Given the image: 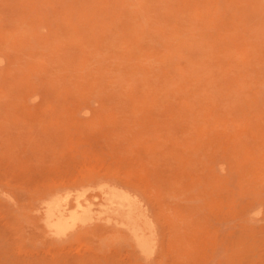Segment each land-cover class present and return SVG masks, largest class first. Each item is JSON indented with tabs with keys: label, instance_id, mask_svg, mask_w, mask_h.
I'll return each mask as SVG.
<instances>
[{
	"label": "rangeland",
	"instance_id": "rangeland-1",
	"mask_svg": "<svg viewBox=\"0 0 264 264\" xmlns=\"http://www.w3.org/2000/svg\"><path fill=\"white\" fill-rule=\"evenodd\" d=\"M84 1L0 0V264H264V0ZM79 186L94 219L56 234Z\"/></svg>",
	"mask_w": 264,
	"mask_h": 264
},
{
	"label": "bare ground",
	"instance_id": "bare-ground-1",
	"mask_svg": "<svg viewBox=\"0 0 264 264\" xmlns=\"http://www.w3.org/2000/svg\"><path fill=\"white\" fill-rule=\"evenodd\" d=\"M84 1V0H83ZM110 1V0H109ZM112 1V0H111ZM115 1V0H114ZM119 1V0H118ZM117 1V3H119ZM164 1H166V0H164ZM163 1V2H164ZM19 2V1H18ZM39 2V1H38ZM81 2V1H80ZM88 2H89V0H88ZM93 2V1H92ZM96 2V1H95ZM113 2V1H112ZM126 2V1H125ZM128 2V1H127ZM162 2V1H161ZM77 3H78V0H77ZM85 3V1L83 2V4ZM97 3V2H96ZM103 4H104V1L102 2ZM102 3H100V4H102ZM82 4V5H83ZM88 3L86 2V4H85V9H86V6L88 7V5H87ZM98 4V3H97ZM100 4H99V6H100ZM107 4H111L110 2L109 3H107ZM106 4V5H107ZM114 2H113V6H112V4H111V6L112 7H114ZM128 4V3H127ZM108 5V6H109ZM126 5V4H125ZM79 6V5H78ZM108 6L106 7V8H108ZM118 6V4H116V7ZM124 6V5H123ZM122 6V7H123ZM105 7V6H104ZM112 7H110V8H112ZM127 7H129V6H127ZM126 7V8H127ZM11 8V7H10ZM77 8V7H76ZM76 8H74V9H76ZM81 8H82V6H81ZM81 8H79V9H81ZM94 8V7H93ZM92 8V9H93ZM97 8V7H96ZM101 8H103V7H101ZM100 8V9H101ZM117 8H121V7H117ZM83 9V8H82ZM85 9H83V11L85 10ZM91 9V8H90ZM123 9V8H122ZM14 10L15 9H13V16H14ZM77 10H78V8H77ZM102 10H104V9H102ZM114 11H119V9H113ZM112 10V11H113ZM126 10H128V8L126 9ZM132 10V9H131ZM18 11V10H17ZM25 11V10H24ZM101 11V10H100ZM121 11V10H120ZM167 11V10H166ZM21 12V11H20ZM75 12V11H74ZM90 12H92V11H90ZM105 12H106V9H105ZM163 12V11H162ZM190 12V11H189ZM17 13H19V12H17ZM78 13V12H77ZM97 13H99V11L97 12ZM97 13H95L94 12V14H97ZM107 13H108V11H107ZM111 13H113V12H111ZM117 13H120V12H117ZM124 13H127L126 11L124 12ZM79 15H80V13H78ZM78 14L76 15V16H78ZM93 14V15H94ZM129 14V13H128ZM81 15L83 16V14L81 13ZM92 15V16H93ZM107 15V14H106ZM170 15H171V13H170ZM132 16V15H131ZM130 16V17H131ZM16 17V15L14 16V18ZM83 17H85V16H83ZM107 17V16H106ZM113 16H111V18H112ZM148 17H149V15H148ZM18 17H16V19H17ZM88 18V17H87ZM86 18V19H87ZM90 18V17H89ZM93 18H94V16H93ZM97 18V17H96ZM109 18V20H108V22L110 21V17H108ZM116 18V17H115ZM129 18V17H128ZM132 18V17H131ZM130 18V19H131ZM16 19H14V20H16ZM77 19V18H76ZM75 19V20H76ZM80 20H81V18H79ZM84 19V18H83ZM82 19V20H83ZM117 19V18H116ZM148 19V18H147ZM14 20H13V22H14ZM78 20V19H77ZM81 20V21H82ZM92 20V19H91ZM115 20V19H114ZM120 20V19H119ZM122 20V19H121ZM133 20H135V19H133ZM151 20V19H150ZM93 21H95V20H93ZM130 21V20H129ZM149 21V20H148ZM210 22H211V20H209ZM208 21V22H209ZM12 22V21H11ZM12 22V23H13ZM16 22V21H15ZM80 22V21H79ZM96 22H97V20H96ZM121 22V21H120ZM17 23V22H16ZM73 23H74V21H73ZM83 23H84V20H83ZM114 23V22H113ZM155 23V22H154ZM180 23H183V22H180ZM188 23V22H187ZM17 24H19V23H17ZM75 24H76V22H75ZM80 24V23H79ZM110 24H112V22L110 23ZM115 24H118V23H115ZM151 24V23H150ZM152 24H153V22H152ZM81 25V24H80ZM86 25V24H85ZM119 25V24H118ZM144 25V24H143ZM4 26V25H3ZM15 26H17L16 24H15ZM78 26V25H77ZM82 26V25H81ZM112 26H115V25H112ZM135 27H136V25H135ZM2 28V27H1ZM114 28V27H113ZM132 28H134V27H132ZM18 29H19V26H18ZM18 29H17V31H18ZM142 29H144V27H142ZM147 28H145V30H146ZM113 30V29H112ZM77 30L75 29V32H76ZM79 31V30H78ZM84 31H85V29H84ZM149 31V30H148ZM151 31V30H150ZM139 32V31H138ZM12 33V32H11ZM115 33V32H114ZM117 33V32H116ZM89 35H91V34H89ZM95 35V34H94ZM135 35V34H134ZM96 37H97V34L95 35ZM92 37V36H91ZM121 38V37H120ZM91 39V38H90ZM87 45V44H86ZM84 47H85V45H84ZM89 49H91V48H89ZM88 49V50H89ZM161 51V50H160ZM97 53H98V51H97ZM97 53H96V55H97ZM118 55H120V54H118ZM11 80V79H10ZM12 82H14V81H12ZM7 84H10V83H7ZM6 84V85H7ZM13 84V83H12ZM11 85V84H10ZM14 86V84L12 85V86H9V88L10 87H13ZM14 89H15V87H13ZM152 89V88H151ZM150 89V90H151ZM8 91H9V89H7ZM10 90H11V88H10ZM163 90H165V87H164V89ZM162 90V91H163ZM13 90H11V92H12ZM161 91V92H162ZM166 91H168V90H166ZM166 91H164V92H166ZM171 91V90H170ZM14 92V91H13ZM150 92V91H149ZM156 92V91H155ZM6 94H7V92H5ZM147 93V92H146ZM172 92H170V94H171ZM144 94V93H143ZM142 95V94H141ZM145 95V94H144ZM144 95H142V96H144ZM150 95V94H149ZM160 95V94H159ZM167 97H169V96H167ZM171 97V96H170ZM175 97V96H174ZM178 97V96H177ZM145 99H146V96H145ZM169 100V99H168ZM146 101H147V99H146ZM148 101H149V99H148ZM97 159V158H96ZM136 160H138V159H136ZM143 160V159H142ZM145 160H147V159H145ZM141 164V163H140ZM165 167V166H164ZM114 171V170H113ZM143 171V170H142ZM115 174V173H114ZM107 177H109L110 178V175L108 176L107 175ZM111 177H114V175H112ZM117 177V176H116ZM109 178H107L109 181H110V183H111V180L109 179ZM105 179V178H104ZM103 179V180H104ZM106 180V179H105ZM104 180V181H105ZM104 181H102L101 180V182L99 183V184H101L102 182H104ZM114 181H116L115 179H114ZM113 180H112V182H114ZM106 182V181H105ZM108 182V181H107ZM109 183V182H108ZM109 183V184H110ZM116 182H114L113 184H115ZM119 183V182H118ZM118 183H117V185H118ZM84 184H86V183H84ZM84 184H82V185H84ZM103 184V183H102ZM105 184V183H104ZM107 184V183H106ZM105 184V185H106ZM107 184L105 187H103L102 189H101V192H103V193H105L104 195L105 196H103L102 198H104L105 199V201L104 200H101V201H104L105 202V204H112L109 208L108 207H106L107 209H106V217H107V220H109L108 218L109 217H114L116 220H118V222L119 223H121V225L122 224H125V226H126V228L128 227L129 229H132V228H137V227H142L141 225H140V223L142 222V218H140V216H138L137 214V211H134V212H136L137 214H133L132 212H133V210H136V207H135V204H134V202H133V200L134 199H132L131 198V196L129 195V194H127V195H125V194H122V193H120V192H122V191H119L118 192V189H117V187L115 186V185H113L112 183V185L110 184ZM86 185H88V182H87V184ZM93 185V184H92ZM137 185H138V182H137ZM136 185V186H137ZM85 186V185H84ZM99 186V185H98ZM118 186H120V185H118ZM123 186V185H122ZM132 186V185H131ZM136 186H132L131 188H133V190L135 189V187ZM80 187V186H79ZM89 187H90V184H89ZM93 187V186H92ZM91 187V188H92ZM95 187V186H94ZM101 187V186H100ZM78 188V187H77ZM97 188V187H96ZM99 188V187H98ZM121 188V187H120ZM130 187H127V189H129ZM138 188V187H137ZM136 188V189H137ZM80 190H78V189H76L77 190V192H75L74 193V195L72 196V192L70 191V190H68L67 189V192L68 191H70L71 192V196H69V194H70V192H68L69 194H67V195H65V196H61V194L59 193V195L60 196H55V194H53L54 195V197L52 196V198H50V199H47L46 201L48 202L46 205H45V218H46V223H47V225H48V227L51 229V230H53V232H62L64 229H66L67 227H70V226H74V225H77V224H79L78 226H80V228L82 227V226H84V225H80V223L82 224V222H85L86 220H88V219H94L93 217H92V215H91V213H92V211H93V209L91 208V204H92V201L89 199V198H91L90 197V194L89 195H86V194H88V192H86L87 191V189L88 188H83V187H80L79 188ZM100 189V188H99ZM126 189V188H125ZM66 190V189H65ZM62 191V190H61ZM90 191V190H89ZM92 191V190H91ZM97 191V190H96ZM136 191V190H135ZM137 191H140V189L138 188L137 189ZM123 192H125V191H123ZM141 192V191H140ZM102 193V194H103ZM136 193H139V192H136ZM94 194V193H93ZM96 195H98V191L95 193ZM131 194V193H130ZM58 195V194H57ZM99 195H101L100 193H99ZM69 197L72 199L73 198V200H74V202L72 203V204H70L69 202H68V200H69ZM132 197H134V196H132ZM135 198H137L138 199V197H135ZM93 199V198H92ZM140 199V198H139ZM100 201V202H101ZM99 202V203H100ZM136 202V201H135ZM103 204V203H102ZM137 204H138V202H137ZM134 205V206H133ZM138 205H140V202H139V204ZM140 206H142V205H140ZM95 208V207H94ZM135 208V209H134ZM138 210V209H137ZM98 211V210H97ZM105 211V210H104ZM104 215V214H103ZM140 215V214H139ZM118 218V219H117ZM95 219H97V218H95ZM99 222H100V220H99V218L97 219ZM96 220V221H97ZM89 221H91V220H89ZM94 221V220H93ZM92 221V223H96L95 221L93 222ZM84 224V223H83ZM89 224H91V223H89ZM99 224H101V223H99ZM104 224V223H103ZM108 224V223H107ZM88 225V224H87ZM104 225H106V224H104ZM112 225V224H111ZM97 226V225H96ZM108 226V225H107ZM86 227V226H85ZM93 227V226H92ZM101 227V226H100ZM104 227V226H103ZM146 227V226H145ZM72 228H74V227H70V229H72ZM94 228V227H93ZM109 228V227H108ZM113 228V227H112ZM143 228V227H142ZM147 228H150V226L149 227H147ZM49 229V230H50ZM77 229V228H76ZM76 229H73V231L74 230H76ZM86 229H87V227H86ZM95 230H96V228H94ZM107 229V228H106ZM145 228H143V230H144ZM69 229H67V231H68ZM79 230V229H78ZM102 230V229H101ZM104 230V229H103ZM132 230H134V229H132ZM137 230V229H136ZM135 230V231H136ZM100 231V230H99ZM98 231V232H99ZM134 231V232H135ZM145 232H146V230H144ZM84 232H85V229H84ZM87 232H89V231H86V233ZM92 231H90L89 233H91ZM96 233H97V231H95ZM94 232V233H95ZM132 232V231H131ZM137 232H138V230H137ZM137 232H135L136 234H133L132 233V236H131V241H132V238H134L133 239V241L135 240V244H137V246H135V247H137L136 248V250H134V251H137V249L139 248L141 251H144V252H146L145 250H146V247H145V244L147 243V242H149L148 240H146V234L145 233H137ZM140 232H143V231H140ZM57 234V233H56ZM63 234H65V232L63 231ZM91 234H93V232L91 233ZM150 234H151V232H150ZM114 235V234H113ZM98 236V235H97ZM101 236H103V234L101 235ZM95 237V236H94ZM93 237V238H94ZM100 237V236H99ZM127 237V236H126ZM96 238V237H95ZM151 238V237H150ZM87 239V238H86ZM154 239V238H153ZM83 240V239H82ZM128 240V239H127ZM151 240V239H150ZM94 241V240H93ZM147 241V242H146ZM152 241V240H151ZM83 242H84V240H83ZM98 242V241H97ZM130 244H131V242L130 241H128ZM150 243V242H149ZM148 243V244H149ZM128 244V243H127ZM129 245V244H128ZM152 245H153V243H152ZM155 245V244H154ZM130 246V245H129ZM132 247H133V245H131ZM130 246V247H131ZM138 249V250H139ZM154 250H155V248H154ZM133 251V252H134ZM138 252V251H137ZM156 252V251H155ZM138 253H140V251L138 252ZM144 254V253H143ZM147 254H149V253H147ZM132 255V254H131ZM140 255H142V253L140 254ZM144 255H146V254H144ZM144 255H142V256H144ZM148 256V255H147ZM133 257V256H132ZM140 257V256H139ZM151 257V256H150ZM138 258V257H137ZM144 258H146V256L144 257ZM149 257H147V259H148ZM50 264H52V263H50Z\"/></svg>",
	"mask_w": 264,
	"mask_h": 264
}]
</instances>
